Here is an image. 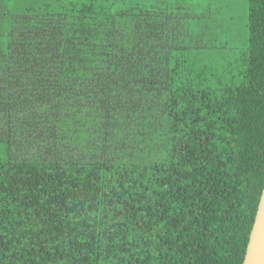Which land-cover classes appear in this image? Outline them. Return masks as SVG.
Returning <instances> with one entry per match:
<instances>
[{"label":"trees","instance_id":"16d2710c","mask_svg":"<svg viewBox=\"0 0 264 264\" xmlns=\"http://www.w3.org/2000/svg\"><path fill=\"white\" fill-rule=\"evenodd\" d=\"M246 1L224 64L190 7L0 0V264L243 263L264 188V0Z\"/></svg>","mask_w":264,"mask_h":264},{"label":"rangeland","instance_id":"374dc122","mask_svg":"<svg viewBox=\"0 0 264 264\" xmlns=\"http://www.w3.org/2000/svg\"><path fill=\"white\" fill-rule=\"evenodd\" d=\"M127 5L149 7L151 5L169 6L182 5L192 11L204 13L209 18L207 24L211 27L205 40L207 47L200 48L199 57L208 56L212 63L226 64L247 45L248 3L246 0H116ZM126 5V6H127ZM194 28L200 27V22H194ZM5 44V22L0 24V47ZM5 156V144L0 143V157Z\"/></svg>","mask_w":264,"mask_h":264},{"label":"water","instance_id":"95a60500","mask_svg":"<svg viewBox=\"0 0 264 264\" xmlns=\"http://www.w3.org/2000/svg\"><path fill=\"white\" fill-rule=\"evenodd\" d=\"M242 264H264V188L259 199Z\"/></svg>","mask_w":264,"mask_h":264}]
</instances>
